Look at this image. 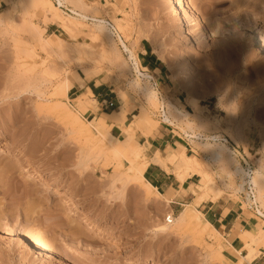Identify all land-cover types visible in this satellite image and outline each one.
Returning <instances> with one entry per match:
<instances>
[{"label": "rangeland", "instance_id": "obj_1", "mask_svg": "<svg viewBox=\"0 0 264 264\" xmlns=\"http://www.w3.org/2000/svg\"><path fill=\"white\" fill-rule=\"evenodd\" d=\"M50 1L0 0V141L10 143L0 157V264H237L241 256L231 246L232 238L212 227L197 236L177 218L191 203L204 228L202 203L228 201L252 218L254 230L264 228V217L256 214L246 193L238 191L241 179L232 174L237 165L264 174V50L256 43L259 30L264 31V0H190L202 24L192 14L182 16L176 0H79L88 15L114 24L120 35L113 33L112 40L95 38L92 20L84 21L92 30L71 27L67 13L75 16L70 11L75 2L70 0L60 13L69 27L52 20L53 14L43 19L41 6ZM117 18L122 19L119 24ZM37 25L40 35L32 28ZM216 29L222 33L219 37L212 34ZM54 34L60 39H53ZM147 45L161 60L163 73L148 69L142 60ZM80 46L92 52L90 58L75 52ZM136 65L153 77L149 83L159 102L134 86V81L148 82ZM91 79H102L115 89L123 117L109 113L111 108L82 90L71 91ZM65 80L71 92L63 95L57 88ZM168 100L192 115L180 119L178 126L163 120V102ZM198 119L204 127L194 124ZM190 121L196 132L219 136L229 146L230 168L205 160L208 153L189 137ZM132 125L138 128L140 155L116 154L105 139L121 145ZM101 127L108 131L107 138L99 139ZM153 130L176 141L178 152L207 162L214 191L198 198L206 181L197 175L184 205L163 191L169 202L156 195V187L144 177L147 167H141L150 162L146 135ZM13 150L50 170L61 187L50 178L28 181L11 159ZM163 163L172 169L167 159ZM173 170L177 178L180 172L191 173L186 167ZM24 182L39 191L25 193ZM258 204L264 212V194ZM22 232L41 243L49 257H37L23 245L18 239ZM255 249L254 259L264 264V248Z\"/></svg>", "mask_w": 264, "mask_h": 264}, {"label": "bare ground", "instance_id": "obj_2", "mask_svg": "<svg viewBox=\"0 0 264 264\" xmlns=\"http://www.w3.org/2000/svg\"><path fill=\"white\" fill-rule=\"evenodd\" d=\"M50 1V0H49ZM69 0H58V4L59 5H56L55 3H53L52 1H50L48 3V5H43L41 6V10H40V13L43 14V19L47 20L50 19L51 17V14H53V18L52 20H56V21H59V23H61V25L63 27H67L68 26V20H64V18L60 15L61 11L64 12V10L61 9V7H63ZM71 1V4L74 3V8L73 9H70V11L75 15H71L69 13H67L69 15V17H71L72 21L69 20V22L73 23L71 24V27H75L79 30V27L80 28H84V29H88V28H92V27H88V25L84 22L85 20H92V24L94 25L93 27V30L95 29L94 32V35H95V38H101L102 40V36L104 37H107L109 39H113V33H115L114 28H116L114 26V24H112V22H110L109 20H106V19H102L100 17H91V15H88V10L87 8H85V5L82 4L79 0H70ZM39 3V2H38ZM47 3V1H46ZM41 4V3H40ZM176 6L178 7L180 13L182 14V16H185V17H188V15L192 14L195 19H196V22H199L200 24H202V21H201V16L193 11L192 9V6L190 4V0H176ZM66 7V6H65ZM66 18V17H65ZM67 19V18H66ZM118 19V18H117ZM116 19V20H117ZM114 20V19H113ZM119 20V21H118ZM117 21L115 22H120L122 19H118ZM27 21V20H26ZM68 24H67V23ZM31 25V23H29ZM28 24V25H29ZM69 24V25H70ZM119 24V23H118ZM113 27H112V26ZM120 26V25H118ZM69 27V26H68ZM70 27V28H71ZM121 27V26H120ZM32 28L34 29V32L35 33H38L39 35L41 34V30L38 28V25L37 26H32ZM117 29V28H116ZM74 30V29H73ZM92 30V29H91ZM220 30V29H219ZM218 29H216L212 34L213 36L215 37H219L220 34H222ZM73 32V31H72ZM89 32V31H88ZM90 33V32H89ZM37 34V35H38ZM92 34V32H91ZM259 34V37L256 38V43H259L260 45V49L261 50H264V31L263 30H259L258 32ZM93 36V35H92ZM51 37L53 39H56V38H59L58 35L54 34V35H51ZM83 38V37H82ZM60 39V38H59ZM48 42V41H47ZM64 42H66V40H64ZM113 43V42H112ZM68 44V43H67ZM66 45V47H69L68 45ZM79 44V43H78ZM81 44V43H80ZM82 45V44H81ZM125 49L129 51V54H130V58L131 59H135V55L133 54V51L125 44ZM70 49V48H69ZM72 49V48H71ZM59 50V49H58ZM56 51L57 54H61V53H58L60 51ZM63 50V48H62ZM76 50L75 52L78 53V55L80 56V54L82 55H85L87 56L88 58H90V56L92 55V52L86 50L85 48L81 47L80 48H76L74 49ZM105 51V50H104ZM74 52V53H75ZM102 52V51H101ZM106 52V51H105ZM107 53H109V51L107 50ZM107 53H105L104 55H106L107 57ZM67 54V53H66ZM63 55V54H61ZM60 55V56H61ZM98 55V54H97ZM84 56V57H85ZM94 56V55H93ZM95 57V56H94ZM105 57V58H106ZM60 58H63V57H60ZM92 58V57H91ZM104 58V57H103ZM108 58H109V54H108ZM81 59V57H80ZM111 59V58H110ZM62 60V59H60ZM83 60V59H82ZM93 60V59H92ZM95 60V58H94ZM104 60V59H102ZM85 61V60H84ZM97 61V60H96ZM135 61V60H134ZM99 62V61H97ZM96 62V63H97ZM103 62V61H102ZM91 63V62H90ZM135 64V62H134ZM137 66V65H136ZM137 68V71L138 73L144 78L146 79V81L148 82H138V83H134V86L137 87V89L142 92L143 94H145L152 102H159L160 98L158 97L157 95V92L153 89V87L151 86V84L149 83L150 82V78H153L149 73H146V72H142V70L139 68V66L136 67ZM50 70V69H49ZM52 70V69H51ZM46 71V70H45ZM55 71V70H54ZM84 71V70H83ZM61 85V84H59ZM132 86V85H131ZM59 89L58 91L60 92V94L63 92L66 93V92H69L70 91V83L68 80H65L63 82V84L61 85V87L57 88ZM65 95V94H63ZM162 98V97H161ZM163 99V98H162ZM158 100V101H156ZM87 103V102H86ZM63 105V102L60 104V106ZM67 106V105H66ZM73 106V105H72ZM163 106H165V108H163V114H162V117L164 118L163 120L167 121V122H170L173 126L176 125L178 126V122L180 121V119L182 118H189L192 113L188 112V111H185V110H180V108L175 105L171 100H168L166 103L163 102ZM68 108V107H67ZM73 109V108H72ZM201 109V107H200ZM69 110V108H68ZM76 110V109H75ZM70 111V110H69ZM73 111V110H72ZM70 111V112H72ZM74 113V112H72ZM79 113V112H78ZM75 114V113H74ZM191 114V115H190ZM72 115V114H71ZM198 116V115H197ZM195 116V117H197ZM194 117V116H193ZM194 117V118H195ZM192 118V119H194ZM199 119H202L200 118L199 116L197 117ZM197 118H195L194 120H196ZM198 119V120H199ZM73 120H78L77 117H73ZM209 120V119H208ZM187 122V121H186ZM191 124L188 125L189 128H187L188 130L190 129L191 130V133H189V137L191 138H194V142L199 144L200 147L203 148V151H205L206 153H208V155L205 157V160L207 162H212V163H219V164H222V165H219V166H231V164L233 163L232 162V157L231 156V150L229 148V146L225 143V142H222L221 141V137L219 136H211L210 138L208 137H205L204 134H202V132H196L194 130V127L192 125V121H190ZM198 122V121H197ZM213 122V120H212ZM177 123V124H176ZM205 122H203L202 120H199L198 123H196L195 121V125L197 124V126L200 127H204V124ZM89 124H92L91 122H89ZM125 128V127H124ZM96 129V128H95ZM103 128L101 127V130ZM127 129V127H126ZM124 130V129H123ZM137 126L135 125H132L130 126L128 129H127V137H126V140L125 142L123 141L121 145H118L116 143L113 142V140H108V138L105 136L107 135L108 131L106 130V134L104 132V129L102 131L98 130L99 134H100V137L99 139H103V137H106L107 140L105 139V141H110L109 143H111V146L113 149L116 150V154L117 153H121L123 154V152H125L126 154H128L129 156L131 155H136V150L137 148L139 149V143L137 142L136 140V137H137ZM186 132V130H185ZM188 133V131H187ZM186 133V134H187ZM232 134V133H231ZM230 134V136H231ZM108 135H111V134H108ZM234 134H232V137L233 139H236L235 137L236 136H233ZM237 135V134H236ZM103 136V137H102ZM240 136V135H239ZM98 137V136H97ZM110 139V138H109ZM224 139V138H222ZM205 140H207L205 142ZM225 141H227V139H225ZM106 142V143H108ZM229 142V141H228ZM108 143V144H109ZM194 143V144H195ZM196 144V145H197ZM10 146V143L8 140H1L0 141V157L4 156L5 153H6V148ZM138 146V147H137ZM201 148V149H202ZM200 149V150H201ZM136 151V152H135ZM124 153V154H125ZM138 155H140L139 152H137ZM11 159H15L17 160V163H16V168L20 167L22 168L23 172H24V175L26 177V179L28 178V181L29 179H34V178H37L39 180H46L48 178L51 179L52 181V184H55L57 188H60L61 185L59 183V181L54 178L52 176V173L50 170H48L47 168H43V167H40L38 166L37 164H34L33 162H31L30 160H27L24 156V154L20 151V150H13L11 152ZM157 156L159 157V160H160V165H163V160L164 159H167V161L169 162V164L176 168V169H182L183 167H186V169L190 170L191 173L193 172L194 175H198L200 177H202V179L204 178L205 181H206V184L204 186V190L202 191L203 195L202 196H199L198 198H204L205 195H207L208 191H210V189L213 190V187H214V182L215 180H211L210 178V175H208V171H207V168L209 167V164H207V162H205L204 164L202 162H199L200 160L197 159L196 156H193L192 159L190 157H188L185 153L183 152H172V153H169L167 158H164V156L161 154V152H158L157 153ZM141 158V156H140ZM202 160V159H201ZM204 160V161H205ZM150 162H147V163H143L141 165V167H144L142 170H145V168L148 166ZM239 164V163H238ZM18 166V167H17ZM230 168V167H228ZM15 169V168H14ZM226 169V168H224ZM229 170V169H228ZM262 170V169H261ZM18 171V170H17ZM225 171V170H224ZM180 172V170H179ZM230 172V171H229ZM16 173V172H15ZM178 172H176L177 174ZM189 172L186 171H183V172H180L179 173V176H178V180L181 182V183H185L189 178H190V174ZM231 173V172H230ZM229 173V175H231ZM232 174L235 175V176H239L240 179H241V182L238 186V191L240 192H245L246 193V198L247 200L252 203H256L257 204V207H258V210H259V214L264 217V212L262 211V209L260 208L259 204L258 203H262V199H263V194L262 193V190L263 187H264V174L263 172H261L260 170H256V171H253V173H250L248 172L247 170H245V168H243L242 166L240 165H237L233 170H232ZM11 175H12V172H11ZM178 175V174H177ZM234 176V177H235ZM26 181V180H25ZM233 182V181H232ZM29 184V182H28ZM27 183L24 182V186H23V191L27 194H34L36 192L39 191V188H37L36 186H30L28 185ZM216 184V183H215ZM151 189L148 187V190ZM211 190V192H213ZM150 191V190H149ZM152 191V189H151ZM155 193L156 195H158L159 197H163L164 199H166V197L157 189L155 188ZM206 193V194H205ZM205 194V195H204ZM197 198V199H198ZM168 202L170 201L169 199H166ZM259 201V202H258ZM188 206V209L182 211L177 220H178V223H188L192 230H193V233L195 235H201L205 228H209V227H212V231L218 233L219 235H221V233L208 221L205 219V227L202 228L199 226V219L198 217L195 215L196 213L198 212H195V208H194V205L193 204H187ZM200 211V210H199ZM203 214V213H202ZM264 221V220H263ZM203 235V234H202ZM225 237V236H224ZM249 238L250 240L249 241H246L245 243L242 244V247L241 248H235L234 251L241 256L239 262L237 264H244V261H248L250 262L251 260L254 259V252L256 251L255 247L256 248H264V228L263 229H259V230H254V231H247L246 232V238L247 239ZM18 239L20 240V242L27 246V248L29 247L30 250H32V252H34L37 257H41L42 255L44 257L48 256L46 252L47 250L45 249V247L37 242V241H34L30 238L29 235L25 234L22 232V234H20V236H18ZM221 241V240H220ZM259 246V247H258ZM237 247V246H236ZM28 248V249H29ZM219 248V246H218ZM219 250V249H218ZM221 250V248H220ZM244 250H247L248 253L245 255L243 254V251ZM255 250V251H254ZM258 250V249H257ZM260 251V249H259ZM216 253V251H215ZM213 254V251L212 249L208 252V256H211ZM219 254V253H218ZM258 253L256 252V255ZM220 258L221 259H226L225 256L223 254H219ZM49 257V256H48ZM47 257V258H48ZM46 258V259H47ZM48 260V259H47ZM50 260V259H49ZM222 261V260H221ZM229 263V262H228Z\"/></svg>", "mask_w": 264, "mask_h": 264}, {"label": "crops", "instance_id": "obj_3", "mask_svg": "<svg viewBox=\"0 0 264 264\" xmlns=\"http://www.w3.org/2000/svg\"><path fill=\"white\" fill-rule=\"evenodd\" d=\"M141 54L142 60H146L147 62L148 69L163 73L161 60L154 54L149 45L144 46V50ZM74 89L77 90V94L82 90L81 93H84L87 97H92L101 105H104L106 101H112L114 106L110 107L111 112L109 113L119 114L122 117L124 116L121 111L123 105L122 99L115 89L102 81V79H91L85 82L84 87L76 85L71 91ZM110 108L105 106V109ZM146 136H150L151 141L146 152V156L150 157V163L144 172V177L160 192L163 191L164 194H169L177 198L176 203L184 205L183 202L186 201L185 199L192 193L191 189L196 184L194 179L197 175L193 174L185 183H181L177 178L176 172L173 170L174 168L171 167V170H167L160 165V160L157 156L158 152H161L162 155H168L172 150L178 151L180 150V145L164 133L159 132L156 134V130H153ZM185 149L188 148L186 147ZM202 207L206 220H208L220 233H224L229 238H232L231 246L233 248H237L236 246L241 247L242 244L245 243L247 231H254L253 227L255 225L252 223V218H248V215L245 214L243 209L241 210V207L235 203L228 201H206L202 203ZM249 264L263 263L256 258Z\"/></svg>", "mask_w": 264, "mask_h": 264}, {"label": "built area", "instance_id": "obj_4", "mask_svg": "<svg viewBox=\"0 0 264 264\" xmlns=\"http://www.w3.org/2000/svg\"><path fill=\"white\" fill-rule=\"evenodd\" d=\"M113 29H114V31L116 32L117 35H120L119 31L116 28L113 27ZM105 104H106V107L107 108H110V107H113L114 106V103L112 101H106ZM253 205H254L253 210L259 216V210H258L257 204L256 203H253Z\"/></svg>", "mask_w": 264, "mask_h": 264}]
</instances>
